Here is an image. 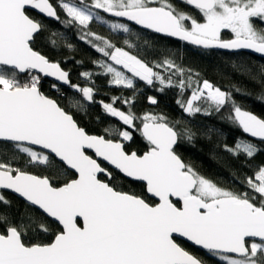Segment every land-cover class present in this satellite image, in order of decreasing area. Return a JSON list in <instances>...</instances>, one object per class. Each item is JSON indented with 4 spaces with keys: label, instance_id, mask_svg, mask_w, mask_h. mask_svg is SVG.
<instances>
[{
    "label": "snow or ice",
    "instance_id": "6c2138e0",
    "mask_svg": "<svg viewBox=\"0 0 264 264\" xmlns=\"http://www.w3.org/2000/svg\"><path fill=\"white\" fill-rule=\"evenodd\" d=\"M180 2L200 17L177 7L173 0H0V141L12 144L26 157L23 163L15 156L0 159V189L19 194L40 213L29 215L25 223L0 211V264H204L177 242V236L207 250L223 264H264V165L245 178L244 191L223 187L175 151L181 135L192 140V130L177 131L161 114L138 116L132 111L134 96L99 101L122 126L105 129L106 135H91L69 108L40 90V74L55 77L80 94L72 107L83 109L85 103L96 102L93 76H108L109 85L127 89H134L139 78L148 85L158 83L161 92L178 88L177 104L189 116L220 113L230 107L227 119L264 141V117L244 110L231 91L201 79L199 73L169 56L146 61L89 28L96 21L113 32L131 34L128 23L105 19L102 12L204 48L264 54V27L254 23L264 25V0ZM30 9L57 21L62 11L66 17L62 23L76 25L79 39L100 54V59L92 61L100 71L81 73L85 86L73 84L60 62L34 49L35 37L45 26L30 15ZM224 30H230L234 38L223 39ZM56 35L50 34L53 46ZM124 43L132 47L128 40ZM233 66L258 83L264 96V65L256 73L245 65ZM20 73L30 78L22 82ZM185 91L190 92L187 98ZM234 91L241 89L234 86ZM149 101L157 103L154 97ZM117 103L127 105V110L116 107ZM129 128L146 141L145 151L127 150L125 142L133 139ZM224 150L237 158L241 154L252 158L260 149L241 140L231 147L225 144ZM55 160L64 165L61 175H75L60 182L28 170L50 167ZM105 164L141 182L143 191L117 187L112 183L113 171ZM9 203L0 194V204ZM48 219L60 225L54 239L26 240L33 225L35 231L48 233Z\"/></svg>",
    "mask_w": 264,
    "mask_h": 264
},
{
    "label": "trees",
    "instance_id": "16d2710c",
    "mask_svg": "<svg viewBox=\"0 0 264 264\" xmlns=\"http://www.w3.org/2000/svg\"><path fill=\"white\" fill-rule=\"evenodd\" d=\"M55 2L56 0H53V3ZM173 3L185 11L192 12L198 18L200 17V14L193 8L187 7L177 0H173ZM29 13L45 26L40 34L35 37L34 49L40 51L42 55H45L51 61L60 62L61 67L69 71V78L73 84L85 86L87 82L81 77V73L85 71L99 72L100 70L93 65L92 61L100 59V54L79 39V28L76 25L69 26L62 23L66 19L62 11L59 12L60 21L45 20L32 11H29ZM254 23H256L257 27H264L258 21H254ZM129 26L131 34H122L113 33L96 21H92L89 24L91 31L110 38L117 46L125 47L126 50L131 51L132 54H138L146 61H158L164 56H169L182 67L191 69L194 73H199L201 79H208L222 90L231 91L237 104L242 106L244 110L264 117V96L261 95L260 85L253 82L249 75L242 74L239 68L233 66L245 65L251 68L253 73H256L259 67L264 65V59L245 52L225 53L195 48L140 30L131 25ZM53 32L57 33L55 46L49 42L50 34ZM232 37V33L225 30L222 32L223 39ZM125 40H128L132 45L131 48L125 45ZM66 44H71L73 47L70 49ZM25 76H28V73L18 75V78L23 82ZM109 78L108 76H93L92 83H94L98 93L95 96L96 102L85 103L83 109L72 107L73 102L80 99V94L69 86L57 85L53 89L52 85L54 83L44 80L40 83V90L50 98L57 100L61 106L69 108L80 126L84 127L89 134L94 135H106L105 129H119L122 126V122L118 118L111 117L104 111L99 101L110 102L113 96H134L135 103L132 111L138 116L149 112L161 114L177 126V131H182L185 127L192 130L194 133L192 140L189 141L181 135L175 151L185 163L191 164L202 175L223 187L244 191L243 182L245 178L251 176L258 166L264 165V141L251 138L237 124L227 119L231 113L230 107L225 108L220 113L213 112L210 115L198 113L189 116L177 104V100L180 98V90L178 88H165L161 92L159 91L160 85L158 83L148 85L136 78L135 88L127 89L109 85L107 83ZM87 86H91V84H87ZM234 86L240 88L241 92L236 93ZM188 93L190 92H184V98H187ZM149 97H154L157 103L152 104L149 101ZM115 106L122 110H127V105L123 103H117ZM136 123L139 124L140 121L137 120ZM128 130L132 131L133 139L125 142L127 150L145 151L146 141L140 133L131 128ZM241 140L255 143L260 150L252 158H247L243 154L237 158L224 150L225 144L231 147ZM14 156L18 157L21 163L26 159L18 150L13 149L12 144L0 142V159H9ZM28 170L37 175L54 176L60 182H63L69 176H74L72 172H69L67 176L61 175L60 172L64 170V166L56 160L50 167L33 166L28 168ZM113 174L115 179L112 183L120 189L137 193L143 191L141 183L127 180L116 171H113ZM101 179L107 178L101 176ZM0 194L5 196L7 201L10 202L6 205L0 204V211L7 213L11 220L26 223L29 215H40L38 210L17 197L6 192H0ZM48 223L50 225L48 233L35 231V226L33 225L26 234V240L32 243L50 242L54 238V232L60 227L50 219H48ZM177 242L201 258L204 264H220L207 253L181 240L177 239Z\"/></svg>",
    "mask_w": 264,
    "mask_h": 264
},
{
    "label": "water",
    "instance_id": "95a60500",
    "mask_svg": "<svg viewBox=\"0 0 264 264\" xmlns=\"http://www.w3.org/2000/svg\"><path fill=\"white\" fill-rule=\"evenodd\" d=\"M29 11L34 12L35 14H37L38 16L42 17V18L45 19V20L55 21V19H53V18H48V17H46L45 15L39 13L37 10L30 9ZM101 13H102V12H101ZM102 14L106 16V14H104V13H102ZM107 17H108V16H107ZM109 18H112V19H114V20L121 21V22H126V23H128L129 25H131V26H133V27H136V28H138V29H140V30L147 31V32H150V33H152V34H155V35H158V36H162V37H165V38H168V39L174 40V41H178V42L184 43V44H186V45H189V46H191V47L201 48V49H206V50L219 51V52H225V53L245 52V53H248V54H250V55H252V56H255V57H257V58L264 59V54L256 53L255 51L250 50V49H221V48H215V47H213V48H204L203 46L193 45L192 43H190V42H188V41L181 40V39L178 38V37H171V36H168V35L163 34V33H156L154 30L144 28V27L141 26V25H137V24H135V22L127 21L126 19H123V18H114V17H109ZM233 38H234V37H233ZM233 38H230V39H233ZM230 39H226V40H230ZM24 74H25V73H20L19 75H24ZM40 75H41V77H42L43 79L49 80V81L53 82L54 84H57V85H60V86H63V87H68V85L63 84L62 82L58 81L55 77L44 76L43 74H40ZM91 135H94V134H91ZM247 135L251 137L250 134L247 133ZM0 142H2V141H0ZM177 143H178V141H177ZM176 145H177V144H176ZM176 145H174V148L176 147ZM89 154H92V153L89 152ZM56 161H58V160H56ZM58 162H59V161H58ZM59 163H60V162H59ZM63 166H64V165H63ZM105 166H106V167H109V169H111V170H113V171H116V170L112 169V168H111L109 165H107V164H105ZM116 172H118V171H116ZM72 173L75 175L74 172H72ZM118 173H119V172H118ZM119 174H120L121 176H123L121 173H119ZM123 177H124V176H123ZM106 178H107V177H106ZM124 178L127 179V180H130V181H134V180L131 179V178H126V177H124ZM134 182H139V181H134ZM139 183H141V182H139ZM141 184H142V183H141ZM0 192H6V193H8V194H11V195L17 197L18 199L22 200V201L25 202L26 204H28V203L25 201L24 198L20 197L19 194L15 193V192H13V191H11V190L0 189ZM149 198L151 199V197H149ZM28 205H29V204H28ZM29 206H30V205H29ZM33 208H35V207H33ZM35 209L38 210L37 208H35ZM50 220H51V219H50ZM52 221H53V220H52ZM53 222H54V221H53ZM55 223H56V222H55ZM56 224L60 227V225H59L58 223H56ZM53 239H54V238H53ZM176 239L181 240V241H183V242L189 244L190 246H192V247H194V248H196V249H198V250H200V251H202V252L208 253L207 250H205V249H203V248H201V247L195 246L192 242L188 241L186 238H182V237L177 236ZM208 254H210V253H208Z\"/></svg>",
    "mask_w": 264,
    "mask_h": 264
},
{
    "label": "rangeland",
    "instance_id": "374dc122",
    "mask_svg": "<svg viewBox=\"0 0 264 264\" xmlns=\"http://www.w3.org/2000/svg\"><path fill=\"white\" fill-rule=\"evenodd\" d=\"M103 16V15H102ZM105 19H109V18H106L105 17ZM112 20V19H111ZM114 22L116 21V20H113ZM119 22H121V21H119ZM97 23H99V22H97ZM99 24H101V25H103L104 27H106V28H108L109 30H110V28L107 26V25H104V24H102V23H99ZM110 31H112V30H110ZM113 32V31H112ZM113 33H122V32H113ZM122 34H127V33H122ZM30 76H29V74H28V76H25L23 79H24V81H26V80H28V78H29ZM139 79V78H138ZM142 81V80H141ZM144 82V81H143ZM146 83V82H145ZM188 95H190V93H188ZM187 95V96H188ZM208 254V253H207ZM209 256H212L211 258H213V259H215L217 262H219L220 264H223V262L222 261H220L218 258H216L214 255H212V254H208Z\"/></svg>",
    "mask_w": 264,
    "mask_h": 264
},
{
    "label": "flooded vegetation",
    "instance_id": "af4514ba",
    "mask_svg": "<svg viewBox=\"0 0 264 264\" xmlns=\"http://www.w3.org/2000/svg\"><path fill=\"white\" fill-rule=\"evenodd\" d=\"M179 3H181L180 2V0H177ZM194 9V8H193ZM195 10V9H194ZM101 15H103L102 13H101ZM103 16H105V15H103ZM106 18H109V17H107V16H105ZM109 19H112V18H109ZM112 20H114V19H112ZM117 21V20H116ZM225 31H228V32H230L231 33V31L230 30H225ZM233 38V37H232ZM247 134V133H246ZM251 138H254V139H257V140H259L260 138H256V137H251Z\"/></svg>",
    "mask_w": 264,
    "mask_h": 264
},
{
    "label": "built area",
    "instance_id": "2783aa9c",
    "mask_svg": "<svg viewBox=\"0 0 264 264\" xmlns=\"http://www.w3.org/2000/svg\"><path fill=\"white\" fill-rule=\"evenodd\" d=\"M29 78H30V77H29ZM29 78H28V79H29ZM44 80H45V79L42 78V79H41V82L44 81Z\"/></svg>",
    "mask_w": 264,
    "mask_h": 264
}]
</instances>
